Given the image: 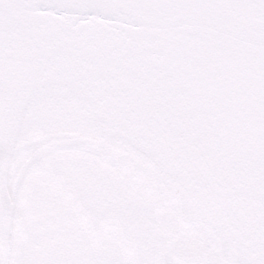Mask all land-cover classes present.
Masks as SVG:
<instances>
[{
    "label": "snow or ice",
    "instance_id": "1",
    "mask_svg": "<svg viewBox=\"0 0 264 264\" xmlns=\"http://www.w3.org/2000/svg\"><path fill=\"white\" fill-rule=\"evenodd\" d=\"M0 264H264V0H0Z\"/></svg>",
    "mask_w": 264,
    "mask_h": 264
}]
</instances>
